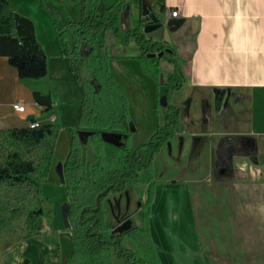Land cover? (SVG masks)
I'll return each instance as SVG.
<instances>
[{"label":"crops","instance_id":"crops-1","mask_svg":"<svg viewBox=\"0 0 264 264\" xmlns=\"http://www.w3.org/2000/svg\"><path fill=\"white\" fill-rule=\"evenodd\" d=\"M4 1L13 12L32 22L44 54L53 57L49 81L65 77L69 70L51 16L57 13L62 22H77L79 4ZM125 1L133 10L139 8L142 17L153 13L162 21H182L169 34V45L183 78L182 87L170 99L179 110L178 124L174 137L153 161L155 176L167 183L154 187L149 213L150 238L158 263L211 264L196 234L188 185L207 181L216 171L229 174L241 185H264V0ZM116 2L98 0L95 12L101 14ZM171 11H177L176 17L170 16ZM106 47L109 71L127 98L134 125L130 144L138 146L157 126L156 82L163 85L173 66L161 60L156 81L144 72L132 41L121 45L107 34ZM45 79H19L7 58L0 56V145L5 140L3 133L12 128L24 127L30 121L39 125L56 121L55 112L47 114L50 110L45 111L33 97L34 91L48 93L55 108L52 89L47 88ZM14 104H22L23 112L14 111ZM163 112L164 107L159 114ZM61 164L53 166L59 181ZM132 189L127 188L128 194ZM115 197L116 201L117 197L122 199ZM183 220L187 221L185 225ZM134 227H141L139 221ZM58 236L68 240L61 256L62 264H66L71 236L64 228Z\"/></svg>","mask_w":264,"mask_h":264},{"label":"trees","instance_id":"trees-1","mask_svg":"<svg viewBox=\"0 0 264 264\" xmlns=\"http://www.w3.org/2000/svg\"><path fill=\"white\" fill-rule=\"evenodd\" d=\"M56 1L80 4V19L57 25L55 30L61 55L71 72L84 70L83 80L78 84L81 93L78 127L86 130H71L70 149L59 175L69 207V226L64 230L70 233L72 241L66 264H116V261L159 264L147 226L113 234L106 223L102 202L110 195H120L128 186L138 191L146 186L148 197L142 209L145 215L148 213L153 199V161L163 145L174 137L179 119V110L170 103L172 93L183 85L174 51L169 43L147 38L142 28L149 18L142 17L139 8L133 10L130 2L117 0L96 14L98 0ZM125 13L132 26L123 30ZM66 33L70 34V44ZM107 34L121 45L132 41L138 48L144 72L156 81L161 60L173 66L163 85L156 82L157 126L148 140L138 146L130 144L134 126L127 98L108 68ZM0 56L7 58L21 80H39L47 75L46 56L35 38L32 22L13 12L4 0H0ZM33 97L45 111L52 109L48 93L34 91ZM160 99L164 103L162 115ZM30 122L4 132L5 140L0 145V229L23 219L25 238L40 235L44 221L52 218L51 201L42 195L41 182L47 177L61 129L55 123L29 128ZM4 144L9 147L2 149ZM99 194V208L95 211ZM48 236L43 239L50 247L53 263L59 264V243Z\"/></svg>","mask_w":264,"mask_h":264},{"label":"rangeland","instance_id":"rangeland-1","mask_svg":"<svg viewBox=\"0 0 264 264\" xmlns=\"http://www.w3.org/2000/svg\"><path fill=\"white\" fill-rule=\"evenodd\" d=\"M51 18L54 27L74 22L70 20L62 22L57 13H54ZM131 25V20L125 13L122 16V29L126 30ZM66 41L71 43L69 33H66ZM106 52L109 55L107 47ZM53 62L52 56H46L47 75L44 78L47 79H45V84L47 88L52 89L55 99V108L53 107L47 114L55 112L57 119L51 123L60 125L61 129L55 140L47 177L45 181L41 182L42 195L51 201L52 218L44 221L45 227L40 235L28 238H25L23 219L8 223L1 228L0 264H54L49 253L50 247L43 239L48 234L59 243V264H62V252L64 253L65 246H68V240L63 241V237L58 236L64 228L61 212L67 200L64 186L60 183L53 166L63 163L67 157L70 149L71 130L79 132L86 130L78 127L81 101L78 84L83 80L84 70L80 69L78 73L71 72L66 61L69 72L65 77L57 76L49 81V69H52ZM159 105L162 110L163 100L160 99ZM60 132H62L61 135H59ZM6 147H9L8 144L2 145V149ZM151 180L153 189L158 185H167L165 182H159L160 180L155 176L154 167ZM182 184L177 183L176 185ZM185 186L187 187V184ZM188 188L191 191L192 206L195 212L196 234L201 247L206 251L207 260L211 264H264V185H241L234 181L229 174H221L216 171L209 180L196 185L189 184ZM135 195L136 191L132 189L129 193L130 202H128L126 211L129 218L120 228L116 226L109 212L107 222L113 229V233L119 234L139 221L141 227L147 226L149 237H151L149 232L150 206L147 208V215L144 214L143 209L135 213L137 209L134 202L137 198ZM107 200H104V205L108 202ZM117 200L110 199V201L120 204L121 199L117 197ZM44 208L47 206L44 205ZM183 221L185 225L187 221ZM49 231H52L53 234ZM151 242L155 249L152 240ZM116 264L123 263L116 261Z\"/></svg>","mask_w":264,"mask_h":264},{"label":"flooded vegetation","instance_id":"flooded-vegetation-1","mask_svg":"<svg viewBox=\"0 0 264 264\" xmlns=\"http://www.w3.org/2000/svg\"><path fill=\"white\" fill-rule=\"evenodd\" d=\"M161 41H163V39H161ZM128 187H130V186H128ZM131 187H133L134 191H136V195L135 196L137 198H136V200L134 202H135V204L137 206V209L135 210V213H137L143 208V206H144V204H145V202L147 200V197H148L147 188H146V186H144V187H142L140 189V191H138L137 188H135L134 186L131 185ZM127 188H126V190L123 193L118 195V196H121V198H122L120 200V205H118V203H114L113 201H110V199L114 200V198H116L115 195H110L109 196L110 198H107L108 202L105 205L103 204L104 201L102 202V206H103V208L105 210V218H106V223L107 224H108V222H107L108 212L111 215V217L114 219L115 224H116V226L118 228H120V226H122V224L125 223V221L129 218L128 214L126 213L128 202H130L129 201L130 197H129ZM152 201H153V199H152ZM64 207H66V204H65ZM132 227H134V225L130 226L127 229H130ZM110 229H111V232L113 233V229L111 228V226H110ZM127 229H125L124 231H122L119 234H123V232H125ZM125 243H126V241H125Z\"/></svg>","mask_w":264,"mask_h":264},{"label":"water","instance_id":"water-1","mask_svg":"<svg viewBox=\"0 0 264 264\" xmlns=\"http://www.w3.org/2000/svg\"><path fill=\"white\" fill-rule=\"evenodd\" d=\"M147 15L149 18V21L143 26L142 30L143 33L146 34L147 38H153L155 40L163 39L165 43H169V34L170 32L176 30L179 25L182 23V21H177L174 19L171 20H164L162 21L161 18H158L153 13L144 14ZM117 42V41H116ZM31 119V118H30ZM105 191L102 192L104 194ZM101 194H99L96 197V208L95 211L99 208V197ZM68 214H69V207L66 206L62 209L61 217L64 224V228H67L69 226L68 223Z\"/></svg>","mask_w":264,"mask_h":264},{"label":"built area","instance_id":"built-area-1","mask_svg":"<svg viewBox=\"0 0 264 264\" xmlns=\"http://www.w3.org/2000/svg\"><path fill=\"white\" fill-rule=\"evenodd\" d=\"M176 15H177V11H171L170 12V16L171 17H176ZM13 109H14V111H16V112H23V110H24V106L22 105V104H14L13 106ZM53 119V118H52ZM39 124L37 123V122H30L29 123V128H35V127H37Z\"/></svg>","mask_w":264,"mask_h":264}]
</instances>
